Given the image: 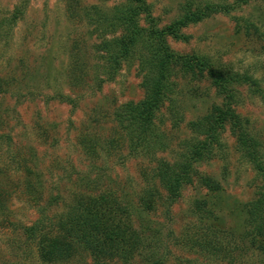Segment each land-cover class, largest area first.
I'll return each instance as SVG.
<instances>
[{"label":"rangeland","instance_id":"obj_1","mask_svg":"<svg viewBox=\"0 0 264 264\" xmlns=\"http://www.w3.org/2000/svg\"><path fill=\"white\" fill-rule=\"evenodd\" d=\"M21 1L22 16L11 35L0 41L4 89L0 94V264H37L38 255L50 252L53 246L46 237H55L53 229L46 228V236L43 232L41 238L27 241L22 229L35 221L36 208L45 207L54 197L57 206L45 208L46 214H60L63 202L70 203L73 193L114 194L129 202L158 231L159 240L154 243L167 264H264V253L257 249L264 238L245 242L246 206L258 197L261 180L240 156L235 137L228 130L222 132V152L195 164L193 181L175 202L167 206L165 193L157 186L161 196L155 197L154 210H146L139 198L151 186L145 173L154 163L128 154L127 141L113 116L119 105L143 98L136 62L121 67L113 80L97 83L95 66L100 64L92 51L95 38L83 19L68 12V0H0V15ZM77 1L81 7L94 4L103 9L122 2ZM145 1L161 29L182 14L188 0ZM193 1L194 6L237 2ZM181 34L186 40L167 38L173 52L205 55L218 67L225 64L239 75L264 79V0L236 4L230 14L211 15L183 28ZM72 66L75 79H70ZM210 79L205 73L178 71L174 76L184 122L172 128L164 109L158 114L166 121L160 129L170 140L168 148L157 154L159 159L169 160L179 142L190 136L186 123L221 105L222 97ZM234 87L235 112L249 119L264 146V101L250 96L246 84ZM57 93L69 99L63 102ZM81 139L93 145L96 153L86 152ZM204 176L215 179L219 190L210 192L200 186L198 177ZM195 200L206 202L207 218H200V212L192 215ZM197 235L205 242L231 246V253L226 252L229 257L214 258L183 242ZM73 260L63 264H91L89 256ZM131 264L143 263L135 257Z\"/></svg>","mask_w":264,"mask_h":264},{"label":"trees","instance_id":"obj_2","mask_svg":"<svg viewBox=\"0 0 264 264\" xmlns=\"http://www.w3.org/2000/svg\"><path fill=\"white\" fill-rule=\"evenodd\" d=\"M236 1V4H245L250 0ZM66 4L68 12L83 19L90 35L95 38L92 51L100 64L95 66L97 83L113 80L124 65L137 64L143 98L119 105L113 116L118 131L127 141L128 154L145 158L149 164L154 163L145 173L151 186L140 196V204L146 210L155 209V197L161 196L157 186L164 191L167 206L175 202L183 187L193 181L195 164L210 160L222 152L225 144L221 135L228 130L235 137L240 156L251 164L261 180L258 197L246 206L245 242L248 238L253 241L258 237L264 238V146L250 128L249 119L235 112L233 93L235 85L246 84V92L250 96L264 101V89L261 87L264 79H254L247 73L239 75L225 64L218 67L205 55L177 54L167 43L168 37L177 40L185 38L181 30L189 25L214 14H230L236 4L206 2L194 6V1L188 0L182 5V14L161 29L153 22L145 0H122L118 5L104 9L94 4L81 7L77 0H68ZM24 10V1H21L9 13L0 15V41L11 35L15 22ZM178 71L184 74L199 73L201 76L205 73L211 78L216 93L222 97V103L186 123L190 136L179 142L169 160L159 159L157 154L168 148L170 140L160 129L166 121L158 114L164 109L172 128L180 127L184 122L183 106L177 97L174 82ZM81 74L79 78H82ZM73 76L75 79L72 66L70 79ZM3 90L0 83V94L4 93ZM57 96L63 102L69 99L62 93H57ZM80 142L86 152L96 153L93 145L83 140ZM198 183L210 192L220 188L218 182L208 176L198 177ZM27 186L31 188L32 185L27 182ZM57 199L48 200L45 207L38 206L35 221L22 229L25 241L41 238L43 232V236H46V228L54 231V238L46 237L51 242L50 248H53L45 255H38L37 264H63L84 256L90 257L91 264H131L135 257H140L143 264H167L154 243L159 240L156 237L158 231L154 232L150 221L140 212H135L129 202L120 201L114 194L84 196L73 193L70 203L67 200L63 202L65 209L60 214L48 216L45 208L57 206ZM194 204L196 209L192 215L200 212L203 213L199 214L200 218H207L205 214L208 210H204L206 202L195 200ZM183 242H188L190 248H198L199 252L219 259L228 258L226 252L232 249L231 246L227 249L222 243L205 242L198 235ZM257 249L264 253V243Z\"/></svg>","mask_w":264,"mask_h":264}]
</instances>
